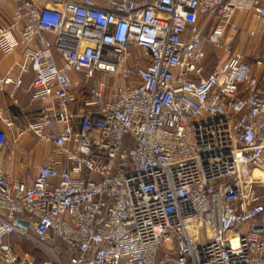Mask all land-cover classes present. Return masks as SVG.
Instances as JSON below:
<instances>
[{
    "label": "built area",
    "instance_id": "2783aa9c",
    "mask_svg": "<svg viewBox=\"0 0 264 264\" xmlns=\"http://www.w3.org/2000/svg\"><path fill=\"white\" fill-rule=\"evenodd\" d=\"M237 11L264 41V0H0L23 55L0 93L31 73L25 130L53 147L30 184L8 173L0 114V264H35L11 236L42 264H264V46L230 53Z\"/></svg>",
    "mask_w": 264,
    "mask_h": 264
},
{
    "label": "rangeland",
    "instance_id": "374dc122",
    "mask_svg": "<svg viewBox=\"0 0 264 264\" xmlns=\"http://www.w3.org/2000/svg\"><path fill=\"white\" fill-rule=\"evenodd\" d=\"M250 18V17H249ZM252 20V18H250ZM248 19V20H250ZM258 27L260 24L253 20ZM208 29L204 31L206 34ZM244 31L242 34L241 40L233 43V48L242 50V53L246 54V57L252 59L254 53L261 50L264 44L263 36L261 31H258L256 40L254 44H249L251 37L245 34ZM223 54V51H217V54L212 49L210 50L207 66L212 67L217 63L216 55ZM248 54V55H247ZM113 81L109 80L107 83L106 92H109ZM24 130V129H22ZM47 147V150L45 149ZM53 150L50 145L44 143L43 141L34 137L31 133L24 130L20 132L19 130H13V134L8 135L7 145L4 149L5 153L10 154V163H11V173L13 176L24 178L32 177L37 166L44 163L47 154H50ZM17 173V174H15ZM258 194L261 196V199H264V185L257 189ZM12 246L19 248L23 252H27L32 258L35 264H41L43 260L49 258V255L41 249L38 245L31 241L19 240L16 236H12L9 240Z\"/></svg>",
    "mask_w": 264,
    "mask_h": 264
},
{
    "label": "crops",
    "instance_id": "0c3cea01",
    "mask_svg": "<svg viewBox=\"0 0 264 264\" xmlns=\"http://www.w3.org/2000/svg\"><path fill=\"white\" fill-rule=\"evenodd\" d=\"M3 11H4V14L6 15V17L9 16L11 11H12L11 3L8 2V3L4 4L3 5ZM249 17L252 18V20ZM248 19H250V20H248ZM233 20L238 25L240 30L230 37V40L228 42L229 48H230V53L231 54L232 53H240L245 60L251 62L252 59L250 60V58L246 57V54L242 53V50L239 51L238 49L233 48V43L235 41L238 42L239 40H241L242 36L240 34H242L245 31L246 32L245 34L251 37L249 44H251V45L254 44L258 31H261V27L259 28L258 25L253 21L255 19L253 18L252 14L249 12L237 11L234 15ZM250 31H253L254 35H250L249 34ZM261 34H262V31H261ZM253 39H254V42H253ZM263 46H264V44H263ZM262 50H263V47L261 50L257 51L254 54L261 53ZM134 53L137 55L140 53V51L138 49H135ZM209 53H210V51L208 50V56H209ZM22 60H23V55H22L21 49H16L14 52L8 53V54H4V53L0 52V70L2 72H5V71H7V69L9 67H11V65H13L16 62H21ZM206 64H207V61H206ZM212 67H208L206 65L205 74H207L211 70ZM31 76H32L31 73L25 75L24 79H23L22 87L18 91L14 92L15 96L18 98V101H19L18 105H13L11 100L9 99V94L12 93L11 87H8V89L4 93H0V114L4 115L6 117H10V118L15 119V128L16 129H14V130H18V129H24L25 130L27 125L35 119L38 110L42 106H45L47 104V102L40 103L37 101L36 102L31 101L30 93L27 92V85L29 83V80L31 79ZM0 126H1V128H3L2 124ZM9 134L12 135L13 130L7 131V137ZM50 147H52V146L50 145ZM45 149L47 150V147ZM52 154H53V150L51 151L50 154H47L46 159H45L44 163H42V164L47 163L49 157ZM10 156H11L10 154H7V153H5V151H3V153H2L3 167H4L5 171L12 174L10 172L12 170L11 169V163H10ZM35 172H36V170H35ZM35 172H34L33 176L35 175ZM15 174H17V173H15ZM33 176L32 177L28 176L27 178L24 177L23 179L22 178H20V179L23 182H25L26 184H30Z\"/></svg>",
    "mask_w": 264,
    "mask_h": 264
},
{
    "label": "water",
    "instance_id": "95a60500",
    "mask_svg": "<svg viewBox=\"0 0 264 264\" xmlns=\"http://www.w3.org/2000/svg\"><path fill=\"white\" fill-rule=\"evenodd\" d=\"M13 224L15 225V226H17V227H23V228H27V222H23V221H21V220H15L14 222H13Z\"/></svg>",
    "mask_w": 264,
    "mask_h": 264
},
{
    "label": "bare ground",
    "instance_id": "6f19581e",
    "mask_svg": "<svg viewBox=\"0 0 264 264\" xmlns=\"http://www.w3.org/2000/svg\"><path fill=\"white\" fill-rule=\"evenodd\" d=\"M255 175L258 176L259 178H261V182L264 185V169L257 170L255 172Z\"/></svg>",
    "mask_w": 264,
    "mask_h": 264
},
{
    "label": "trees",
    "instance_id": "16d2710c",
    "mask_svg": "<svg viewBox=\"0 0 264 264\" xmlns=\"http://www.w3.org/2000/svg\"><path fill=\"white\" fill-rule=\"evenodd\" d=\"M11 237H12V236H11ZM11 237H10V238H11ZM21 241H22V240H21ZM48 259H49V258H47L46 260H48ZM46 260H43V261H46ZM43 261H42V262H43ZM42 262H41V264H42Z\"/></svg>",
    "mask_w": 264,
    "mask_h": 264
}]
</instances>
